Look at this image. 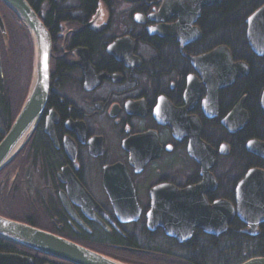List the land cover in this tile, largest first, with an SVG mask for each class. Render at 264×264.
<instances>
[{"label": "flooded vegetation", "instance_id": "flooded-vegetation-1", "mask_svg": "<svg viewBox=\"0 0 264 264\" xmlns=\"http://www.w3.org/2000/svg\"><path fill=\"white\" fill-rule=\"evenodd\" d=\"M26 1L49 36V92L34 136L0 176L5 214L12 216V203L21 201L27 214L12 220L44 226L128 264H185L199 239L214 243L236 222L238 233L264 244V223L250 235L236 214L224 219L231 223L219 237L195 228L187 241L182 231L181 242L162 227H149L202 222L159 212L181 206L180 192L203 181L202 166L189 155L192 141L214 157L209 172L217 187L204 195L209 206L223 202L222 208L237 209L238 183L250 169L264 170H235L232 158L251 141L240 139L250 112L239 87L250 67L219 91L214 107L211 85L192 63L216 49L204 24L205 13L215 15L219 4L202 8L199 17L193 12L181 21L166 14L156 21L164 0ZM177 25L188 36L184 41L153 34ZM35 53L29 29L0 0V141L27 97ZM243 98L249 120L232 133L223 121ZM0 264L69 263L0 239Z\"/></svg>", "mask_w": 264, "mask_h": 264}, {"label": "water", "instance_id": "water-1", "mask_svg": "<svg viewBox=\"0 0 264 264\" xmlns=\"http://www.w3.org/2000/svg\"><path fill=\"white\" fill-rule=\"evenodd\" d=\"M2 1L29 29L36 53L32 82L25 102L10 130L0 141V173L24 150L41 122L49 92L48 57L50 53L49 36L27 1ZM222 1L183 0L177 3L175 0H164V4L157 14L158 18L155 17V20L163 21L166 19V14H174L179 16L182 21L193 12L199 17L202 8L220 4ZM246 23L249 47L255 55L264 57V5L254 12ZM153 34L175 35L179 36L182 41L188 37H183V31L178 25L169 29L158 27L153 30ZM192 63L202 71L205 82L209 86L211 85L208 89V96L214 107L221 89L230 87L237 78L245 77L250 72L246 63H234L230 50L224 46L216 48L202 58L192 60ZM210 78L212 79L211 83ZM194 91V88H191L190 94L193 95ZM245 99L238 102L223 121V125L232 133L241 130L248 123V114L243 109ZM261 106L264 110V91L261 97ZM47 132L51 134V129H48ZM246 149L248 153L264 160V143L251 140ZM208 150L206 145L198 146L192 141L189 155L202 166L203 181L198 186L180 192L181 198H184L181 201V206L159 211L163 213L160 217L194 219L202 220V222H149L150 228L162 227L169 237L182 242L184 241L181 238L182 231L185 232L187 241L192 237L195 228H200L206 234L217 237L226 234L231 222L223 221L224 219L232 220L235 214L242 223L248 226L247 233L250 235L255 234L258 226L264 223V170L261 169L249 170L238 183L236 189L237 209H233L231 206L228 207V210L222 208L223 202H218L214 206L208 205L204 195L209 189L217 187L216 181L209 172L214 164V157L211 154L208 155ZM169 203L179 204L177 200H172ZM203 220H209V222ZM214 220L216 222H212ZM0 239L69 264H128L50 232L1 215ZM243 264H264V258H252Z\"/></svg>", "mask_w": 264, "mask_h": 264}, {"label": "trees", "instance_id": "trees-1", "mask_svg": "<svg viewBox=\"0 0 264 264\" xmlns=\"http://www.w3.org/2000/svg\"><path fill=\"white\" fill-rule=\"evenodd\" d=\"M263 5L264 0H223L215 8V15L205 13L204 27L207 40H212L215 47H228L235 61H244L251 69L245 83L241 85L242 87L239 86L240 94L247 96L246 105L250 112L249 123L240 135V139H245V142L252 139L264 142V113L260 107V97L264 89V57L259 58L253 54L246 36V19ZM232 158L235 170L236 166L240 165L242 168L245 165V170L256 166L264 168L260 166L259 159L246 151L244 145L234 150ZM0 205L3 206L2 198ZM2 210L0 215L14 219L12 217L14 214L7 216L4 209ZM238 223L234 224L232 232L214 243L200 237L199 243L190 249L192 254L186 257L185 264H242L254 257H264L262 241L238 233ZM35 227L43 229L41 226Z\"/></svg>", "mask_w": 264, "mask_h": 264}, {"label": "rangeland", "instance_id": "rangeland-1", "mask_svg": "<svg viewBox=\"0 0 264 264\" xmlns=\"http://www.w3.org/2000/svg\"><path fill=\"white\" fill-rule=\"evenodd\" d=\"M0 200H1V195H0ZM29 206L27 205V204H25V203H23V202H21V201H16V202H14V203H12V209L14 210L13 211V218L14 219H16V220H19V221H21L22 219H24L23 218V216L24 215H26L27 214V208H28ZM1 212H3V210H2V207H1V205H0V213ZM43 229L45 228V229H47L46 227H44V226H41ZM48 230V229H47Z\"/></svg>", "mask_w": 264, "mask_h": 264}]
</instances>
